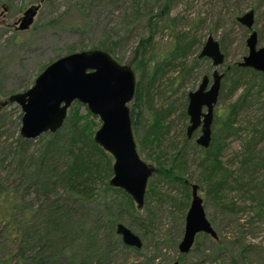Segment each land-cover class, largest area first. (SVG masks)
<instances>
[{"label":"rangeland","instance_id":"1","mask_svg":"<svg viewBox=\"0 0 264 264\" xmlns=\"http://www.w3.org/2000/svg\"><path fill=\"white\" fill-rule=\"evenodd\" d=\"M31 5L39 6L32 24L27 29H17L23 11ZM250 8L255 11L253 30L257 32L258 46L264 45V0H0V100L7 98L10 93L26 90L48 63L70 52L93 47L102 49L107 45L112 48L115 59L121 63H130L139 41L148 36L151 39L143 47L145 57L150 59L149 66L153 68L155 63L164 64L170 59L169 53L176 43L198 37L200 42L192 46L185 59L191 63L207 34L211 32L220 42L225 55L224 63L217 67L220 72H224L228 65L240 61L247 54L245 39L251 30L237 22L235 16ZM165 69V74L151 88H147L145 75L140 78L136 74L138 95L136 100L135 97L132 99L129 107H133L135 124L132 131L137 154L154 169L173 167L176 175L186 179L189 184H196L206 216L218 239L221 237L230 244L229 239L237 238V228L230 224L232 219L241 218L242 223L250 215L238 213L233 217L221 209L202 178L204 169L200 167L199 160L203 153L195 144L199 129L191 138L186 136L187 94L197 88L204 74H208L211 80V60L198 59L188 74L182 65L173 67L164 64ZM226 92L227 88L221 90L223 99ZM76 103L71 104L67 113L78 108L82 121L87 122L91 130L95 131L101 123L99 118L93 114L88 115L84 104ZM16 105L1 110L7 118L2 127L1 143H12L17 136L13 120L20 108ZM223 106L224 101L221 99L214 112L219 114ZM154 109L168 112L160 129L152 127ZM251 115L260 117V112L254 109ZM247 119V116L240 118L243 122ZM212 125L213 132L215 125ZM41 136L34 138V143ZM260 149L264 152V143ZM179 151L184 155L181 162L177 163L174 156ZM242 151L241 138L229 137L220 160L225 167L237 170L240 166L238 155ZM162 176L155 173L150 177L147 190L153 185L156 193L149 202L144 200L141 209H137L134 204V211L123 220L119 219V223L137 234L143 243L140 250L126 255L129 263L231 264L229 254L216 249L212 243L214 239L209 236L211 240L205 234L196 236L187 254L178 251L185 215L190 205L191 189ZM187 196L189 198L186 201ZM227 200L249 202L248 198L235 193L227 196ZM89 207V223L97 216L106 214L99 201ZM246 241L260 247L258 252L246 258L247 262L264 264V223L255 233H248ZM83 247L77 242V250L80 248L81 251Z\"/></svg>","mask_w":264,"mask_h":264},{"label":"trees","instance_id":"2","mask_svg":"<svg viewBox=\"0 0 264 264\" xmlns=\"http://www.w3.org/2000/svg\"><path fill=\"white\" fill-rule=\"evenodd\" d=\"M150 39L148 36L139 41L134 57L127 63L140 78L146 76L147 88L165 74L164 64L182 65L188 74L198 59H206L197 54L191 63L186 62L192 46L200 42L198 37H192L176 43L169 53L170 59H165L164 64L157 62L152 68L143 47ZM102 49L112 55L110 46ZM224 88L227 92L223 99ZM137 91L138 83L135 100ZM263 92V73L237 62L228 65L218 96V102L222 99L224 106L219 114L214 112L215 130L209 147L201 148L199 164L204 169L202 178L208 192L230 216L250 215L242 223L241 218L232 219L230 224L237 228V238H228L230 244L221 237L212 241L216 249L229 254L231 264H250L246 258L260 250L254 243H248L246 236L264 223V152L260 149L264 143ZM13 104L3 107V111ZM254 109L260 112V117H252ZM167 113L154 109L152 127L160 129ZM87 114L91 115L88 110ZM245 116L248 117L245 122L240 120ZM130 117L133 127V107ZM20 118L21 111L13 120L17 129L14 141L1 143L7 118L6 113L0 114V264H131L126 255L138 250L125 246L115 227L119 219L134 211V203L125 192L110 185L113 159L94 142V131L82 121L78 108L67 113L56 132H45L36 143V138L27 139L19 134ZM233 136L241 138L243 146L237 170L225 167L220 160L226 139ZM183 155L182 151L177 152L174 161L181 162ZM174 170L157 168L153 175L159 173L187 189V180ZM155 193L152 185L145 202ZM233 193L248 198L249 202L228 201L227 196ZM97 201L106 214L89 223V206ZM77 242L84 245L83 250H77Z\"/></svg>","mask_w":264,"mask_h":264},{"label":"water","instance_id":"3","mask_svg":"<svg viewBox=\"0 0 264 264\" xmlns=\"http://www.w3.org/2000/svg\"><path fill=\"white\" fill-rule=\"evenodd\" d=\"M38 7L31 5L24 10L17 29L24 30L32 24ZM254 17L253 8L235 17L237 22L251 30L245 39L247 54L237 64L264 74V45L258 46L257 32L253 30ZM198 57L210 59L213 70L211 80L208 74H204L197 88L187 94L186 136L191 138L199 129L195 143L207 149L224 76L217 67L225 61L220 42L211 32L207 34ZM136 84L134 69L117 61L108 51L97 47L74 51L48 63L26 90L10 93L0 100V114L9 103L17 104L21 111L19 134L23 138L34 139L45 132H56L63 125L73 102L84 104L101 122L93 133L94 142L113 159L110 185L125 192L136 208L141 209L148 181L155 169L142 161L136 151L129 107ZM185 183L191 189V200L185 215L183 236L178 244L181 254L192 249L199 234L218 239L206 216L198 194L199 187L188 181ZM115 233L125 246L136 250L142 248L141 238L125 225L117 223Z\"/></svg>","mask_w":264,"mask_h":264},{"label":"flooded vegetation","instance_id":"4","mask_svg":"<svg viewBox=\"0 0 264 264\" xmlns=\"http://www.w3.org/2000/svg\"><path fill=\"white\" fill-rule=\"evenodd\" d=\"M24 12V11H23ZM22 16V15H21ZM20 19V18H19Z\"/></svg>","mask_w":264,"mask_h":264}]
</instances>
